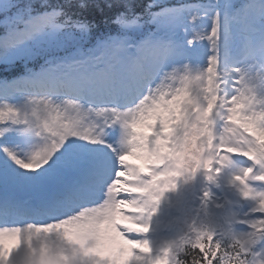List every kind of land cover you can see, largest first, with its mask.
I'll return each mask as SVG.
<instances>
[{"label": "snow or ice", "instance_id": "1", "mask_svg": "<svg viewBox=\"0 0 264 264\" xmlns=\"http://www.w3.org/2000/svg\"><path fill=\"white\" fill-rule=\"evenodd\" d=\"M119 9L0 0V264H264V0Z\"/></svg>", "mask_w": 264, "mask_h": 264}, {"label": "trees", "instance_id": "2", "mask_svg": "<svg viewBox=\"0 0 264 264\" xmlns=\"http://www.w3.org/2000/svg\"><path fill=\"white\" fill-rule=\"evenodd\" d=\"M39 2V0H36ZM52 5L61 6L75 19H85L98 24L94 35H101L113 30V26L106 21L110 20L120 10L122 0H47ZM137 5L146 4L147 0H134ZM86 4L87 7H81ZM112 7H109V5Z\"/></svg>", "mask_w": 264, "mask_h": 264}, {"label": "rangeland", "instance_id": "3", "mask_svg": "<svg viewBox=\"0 0 264 264\" xmlns=\"http://www.w3.org/2000/svg\"><path fill=\"white\" fill-rule=\"evenodd\" d=\"M191 0H188V2H190ZM192 3H194V2H192Z\"/></svg>", "mask_w": 264, "mask_h": 264}]
</instances>
